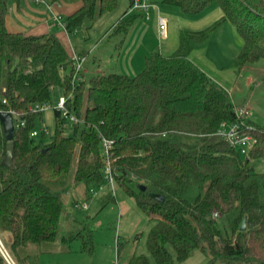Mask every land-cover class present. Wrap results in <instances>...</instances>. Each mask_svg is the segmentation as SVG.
Here are the masks:
<instances>
[{
    "label": "trees",
    "instance_id": "16d2710c",
    "mask_svg": "<svg viewBox=\"0 0 264 264\" xmlns=\"http://www.w3.org/2000/svg\"><path fill=\"white\" fill-rule=\"evenodd\" d=\"M155 1L186 14L216 2L223 14L203 28L182 31L173 51H152L135 75L101 72L83 79L81 70L75 79L74 59L65 44L53 33L8 30V0H0V107L16 115L10 164L4 132L0 140V230L9 233L4 245L17 264L21 249L57 240L64 209L58 192L72 179L83 185L89 199L91 189L105 180L107 159L115 183L154 220L147 249L157 264H176L195 251L207 257L206 264H264V172L251 163L264 156V122L257 124L251 116L243 120L244 129L256 138L247 155L221 138L217 131L222 122L241 118L229 91L191 57L194 46L228 20L243 39L233 61L237 70L264 58V0ZM81 2L65 19L69 31L90 26L118 4ZM133 17L120 22L128 26ZM53 86L63 88L67 108L82 121L73 123V135H66L63 124L69 119L55 108L50 139L41 131L36 140L38 134L32 132L43 111H33V106L49 102ZM100 133L113 141L108 157L102 154ZM134 180L137 190L129 185ZM215 211L225 219L223 228ZM244 216L246 229L241 230ZM89 219L78 220L80 226L63 240L80 239L81 250L92 254ZM120 246L118 242V254ZM0 264H6L1 252ZM118 264L151 262L146 255L133 254Z\"/></svg>",
    "mask_w": 264,
    "mask_h": 264
},
{
    "label": "rangeland",
    "instance_id": "374dc122",
    "mask_svg": "<svg viewBox=\"0 0 264 264\" xmlns=\"http://www.w3.org/2000/svg\"><path fill=\"white\" fill-rule=\"evenodd\" d=\"M128 5L129 0H118L113 11L104 13L91 25L89 24L90 26L86 24L76 28L73 33L77 38L75 43L80 47L83 46L86 51L84 52L86 56L84 55L83 67L87 65L93 67L94 63L104 61L108 68L118 60L121 53L120 60L129 52V48L131 50L137 47L138 41L134 44L137 33L133 34L132 28H129L126 22H120L125 16V11H128ZM217 9H219L218 4L212 2L199 13H183V16L187 21L198 23L202 27L203 25L200 24L203 23V20L214 16ZM174 19L178 20L179 18L174 16ZM212 20L214 21V19ZM116 23L120 27L114 28ZM172 25H176V22L174 21ZM126 26L127 28H125ZM176 29L180 30L179 35L184 30H191L181 27V25ZM204 42L205 44H199L206 48L200 50V53L194 57L195 62L203 67L215 82L227 88L230 99L237 108L248 106L252 113L251 120L262 124L264 122V58L245 65L246 68L243 67L240 71L237 70L233 61L243 46V39L228 20L223 21L212 32L209 40ZM207 43L209 44L207 45ZM149 46L150 42L145 43L140 51ZM159 48L158 46L155 50H159ZM118 72H123V70L119 69ZM91 76L93 75H87L86 79ZM61 96H64L63 88L53 86L49 101L52 107L43 110L41 117L39 116L35 121V130L39 134L43 128L48 130L47 141L54 130V109ZM63 127L66 135L74 134V125L70 120H66ZM82 127L81 124L80 129ZM38 135L35 136L36 140L40 139L41 135ZM251 163L255 171L264 172V156L252 159ZM71 180L65 189L58 192L64 202V209L57 240L54 243L40 246L32 244L21 249L18 264H118L126 262L133 254L146 255L151 264H157L147 249L148 234L154 220L150 219L144 210L136 204L131 195L117 183H115L114 194L109 186L105 185L103 189L97 186L94 189L98 191V194L88 199L89 209L82 210L75 206V202L80 203L85 200L84 187L74 184ZM129 185L134 190L138 189L135 180ZM88 217L93 232L94 249L92 254L81 250L82 241L80 239L63 240V237H68L71 231L80 226L78 220L88 219ZM217 218L218 221L222 219L220 216ZM223 224H225L224 218L220 221L222 228ZM118 242L121 243L119 254ZM175 262L176 264H206L207 257L202 252L195 251L188 258L180 261L176 259Z\"/></svg>",
    "mask_w": 264,
    "mask_h": 264
},
{
    "label": "crops",
    "instance_id": "0c3cea01",
    "mask_svg": "<svg viewBox=\"0 0 264 264\" xmlns=\"http://www.w3.org/2000/svg\"><path fill=\"white\" fill-rule=\"evenodd\" d=\"M81 5V0H8L6 26L10 31H21L26 35H46L53 33L65 44L71 56L74 54L84 56V52H86L84 47H80L75 43L77 42V38L74 37L75 34L73 33L76 29L69 31L63 26L65 19L74 13ZM160 14L166 16L168 19V34L165 38H161L159 35L158 15ZM222 14V10L220 8L217 9L216 14L203 20V23L200 24L203 26L200 27L198 23L194 24L187 21L179 8L155 1V5L150 9L149 19H145L141 13L128 14L122 17V19H124L129 15H134V17L130 19V25L128 26L129 28H132L133 34L137 33L134 40V44L138 41L137 47L134 49L132 48L131 50L129 48V52L125 54V57L122 60H120L122 56L121 53L118 60L116 61V59H114L116 62H113L108 68L105 66L104 61L94 63L93 67L88 65L84 66L82 77L83 79H86V76L89 74L95 75L101 72H118L119 69L123 70L122 73L135 75L145 66L146 57L149 53L154 51L156 47L159 46L160 51L166 54L175 49L178 44L179 31L181 30L180 28H178L180 30L176 29V27L181 25V27H186V29H200L203 28L204 25L207 26L208 23L213 21L212 19H214V21L218 19ZM174 16H177L180 20H175ZM174 21L176 22V25H172ZM208 40H206V42ZM147 42H150V46L143 48V50L140 51L142 46ZM201 44H205V42ZM208 44L209 43H207V45ZM202 46L203 45H200L199 43L194 46L191 54L193 60L195 59L194 57L200 53V50L206 48L205 46ZM92 48L94 49V47ZM201 68L203 69V67ZM250 116H252V113ZM0 233L3 243H8L10 241L9 233L2 230H0ZM12 260L17 264L13 258ZM6 264L9 263L6 261Z\"/></svg>",
    "mask_w": 264,
    "mask_h": 264
},
{
    "label": "built area",
    "instance_id": "2783aa9c",
    "mask_svg": "<svg viewBox=\"0 0 264 264\" xmlns=\"http://www.w3.org/2000/svg\"><path fill=\"white\" fill-rule=\"evenodd\" d=\"M155 5V0H132L131 5L129 6V12H135V13H141L145 19L150 18V9ZM64 27H66L65 23L63 24ZM158 30L159 35L161 38L167 37L168 34V19L164 15H158ZM75 63L76 68V74L74 76L75 79L80 78V71L83 70V62L85 61L84 56H78L74 54L72 56ZM5 90V89H4ZM3 103H6V98L2 99ZM52 106L49 104V102H43L38 103L33 106V111L39 112L43 111L47 108H51ZM60 112L61 115L68 118L71 122L77 123L82 121L79 119L76 115L71 113L69 109L67 108L65 104V98L61 96L57 102L56 107ZM4 111L0 107V112ZM236 111L238 114V117L241 118L240 120H237L235 122H222L220 125L217 134L226 140L233 148L237 149L241 154L247 155L250 151V149L254 146L256 143V138L248 131L244 129L243 126V120L250 116L251 112L248 109V106H242L240 108L236 107ZM14 116V123H15V113L14 111H9ZM21 124H24V121H21ZM41 131L48 133V130L43 128ZM39 132L37 130H33L32 134L37 135ZM3 134V128L2 124L0 122V140ZM101 136V147H102V154L106 157L110 156L113 148V141L105 137L100 133ZM104 182L100 184L98 187L100 189H103L105 185H109L112 187L113 193H115V181H114V174L111 168V162L109 159L106 160V166H105V174H104ZM95 188V187H94ZM91 189V196H95L98 194V191L96 189ZM77 208H80L82 210H87L90 207V202L88 199H85L84 201L77 203L75 205ZM219 214L215 211L214 217H218ZM0 252L3 255V257L6 259V261L9 264H15L12 260L10 254L8 253L7 249L5 248L2 240L0 239Z\"/></svg>",
    "mask_w": 264,
    "mask_h": 264
},
{
    "label": "water",
    "instance_id": "95a60500",
    "mask_svg": "<svg viewBox=\"0 0 264 264\" xmlns=\"http://www.w3.org/2000/svg\"><path fill=\"white\" fill-rule=\"evenodd\" d=\"M0 122L2 124L3 132L5 135L6 139V162L8 164L11 163L12 158H13V151H14V135H15V123H14V116L11 112L9 111H2L0 112ZM138 187L142 190L146 189L145 184L139 183ZM154 198L159 199V200H164V196L157 194V193H152L151 194ZM246 220L247 217L244 216L242 223H241V230L246 229Z\"/></svg>",
    "mask_w": 264,
    "mask_h": 264
}]
</instances>
